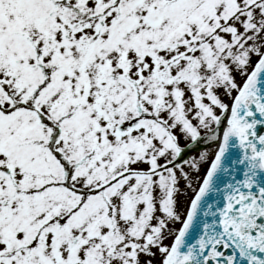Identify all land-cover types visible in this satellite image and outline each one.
<instances>
[{
	"label": "snow or ice",
	"instance_id": "1",
	"mask_svg": "<svg viewBox=\"0 0 264 264\" xmlns=\"http://www.w3.org/2000/svg\"><path fill=\"white\" fill-rule=\"evenodd\" d=\"M258 128L264 0H0V264H264Z\"/></svg>",
	"mask_w": 264,
	"mask_h": 264
},
{
	"label": "rangeland",
	"instance_id": "2",
	"mask_svg": "<svg viewBox=\"0 0 264 264\" xmlns=\"http://www.w3.org/2000/svg\"><path fill=\"white\" fill-rule=\"evenodd\" d=\"M255 60H256V57H253V62H254ZM240 79H241V77H240V76H237V80H240ZM223 98H224L227 102L231 103V101L228 100V97L225 96V97H223ZM194 122H195V121H194ZM180 143H181L182 146H184V145L188 144L189 141H186L185 139L181 138V139H180ZM198 155H199V152L194 154V156H197V157H198ZM207 167H208V164L205 163V164L203 165V167H202L201 174H203V172L207 169ZM185 169L188 170V169H187V166H185ZM181 187H183V181H181ZM191 195H192L191 191H188L187 196H183V195H181V196L179 197V207H180V209H181L182 211L187 207V203H188V201L190 200ZM175 227L178 228L179 225L177 224ZM165 243H166V244L171 243V238H169L168 240H165ZM142 259H147V257H142ZM158 262H159V254H157V257H156V264H158Z\"/></svg>",
	"mask_w": 264,
	"mask_h": 264
},
{
	"label": "bare ground",
	"instance_id": "3",
	"mask_svg": "<svg viewBox=\"0 0 264 264\" xmlns=\"http://www.w3.org/2000/svg\"><path fill=\"white\" fill-rule=\"evenodd\" d=\"M211 145L205 144L203 141H199L196 145L192 148L185 150L181 157L179 158L178 162H182L184 159L188 158L189 156H194L195 153H198L205 148L211 149Z\"/></svg>",
	"mask_w": 264,
	"mask_h": 264
},
{
	"label": "water",
	"instance_id": "4",
	"mask_svg": "<svg viewBox=\"0 0 264 264\" xmlns=\"http://www.w3.org/2000/svg\"><path fill=\"white\" fill-rule=\"evenodd\" d=\"M258 131L261 133H264V128H262V130H261V128H258Z\"/></svg>",
	"mask_w": 264,
	"mask_h": 264
}]
</instances>
